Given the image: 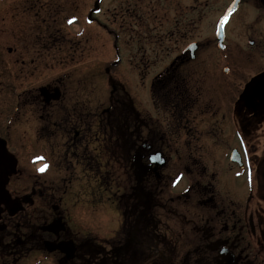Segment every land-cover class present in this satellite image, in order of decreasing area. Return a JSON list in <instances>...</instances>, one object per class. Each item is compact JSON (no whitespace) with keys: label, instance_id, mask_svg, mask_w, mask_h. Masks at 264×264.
<instances>
[{"label":"flooded vegetation","instance_id":"obj_1","mask_svg":"<svg viewBox=\"0 0 264 264\" xmlns=\"http://www.w3.org/2000/svg\"><path fill=\"white\" fill-rule=\"evenodd\" d=\"M192 1L184 8L182 0H148L143 10L129 0L114 8L120 62L121 50L129 49L143 84L148 70L161 68L147 101L123 88L129 104L118 110L124 92L115 82L116 104L89 123L88 112L63 104V93L53 97L60 80L48 84L52 100L34 97L45 109L34 117L32 136L23 128L18 141L9 131L4 137L1 102L0 264H264V205L250 204L229 154L234 147L241 158L244 148L257 150L247 137L263 130L264 68L252 61L258 72L243 75L242 65L227 61L216 74V61L199 63L200 43L193 58L190 45L198 41L183 46L196 31L200 3ZM243 2L264 19V0ZM134 29L131 44L122 36ZM253 39L242 50L260 60L264 39ZM210 64L209 79L202 70ZM234 127L237 135L225 133ZM169 135L177 136L176 150ZM4 139L14 168L4 159ZM138 149L149 167L141 175ZM157 153L165 163L153 161ZM224 250L234 254L233 263L223 260Z\"/></svg>","mask_w":264,"mask_h":264},{"label":"rangeland","instance_id":"obj_2","mask_svg":"<svg viewBox=\"0 0 264 264\" xmlns=\"http://www.w3.org/2000/svg\"><path fill=\"white\" fill-rule=\"evenodd\" d=\"M119 1L126 3L129 0H103L101 6L103 11L95 18L96 22L91 23L87 20V16L95 0H0V94L4 89V95H0V104L4 101V137H6V131H9L13 140L18 141L19 137L15 136L20 132L21 137L24 138L21 131L23 128L26 131L29 129L28 135L32 136L34 117H38V114L45 109V105L41 101H34V97L40 94L41 87L58 84L60 80L63 82L61 87L59 86L63 93V104L69 108L70 105H74L72 108L76 105L83 109V112H88L89 123L94 121L91 118L92 115L101 113L103 109L113 105L115 103L112 100L113 97L116 94L120 95L121 92L114 91L113 82L115 81H111L112 79L120 83L121 91L124 92V88L127 95L133 91L137 94V100L145 102L149 99L148 85L145 88L142 86L140 93L136 92L142 85L140 84L142 81L140 82V70L135 66V59L128 54L129 47L128 50H121L123 61L114 65L117 52L113 48L115 38L112 32L115 28H119V22L115 24L116 20L113 16L114 8ZM130 1L132 4H137V8L142 7L144 10L148 0ZM182 1L184 8L193 3L192 0ZM231 1L198 0L200 7L196 16V31L192 32L193 36L190 35V38L184 41L183 46L190 40H197L202 46L199 63L206 62L205 66H208V63L216 61V74L228 61L236 66L242 65L243 75H254L258 72L256 66L264 68V58L261 56L260 60L251 59L242 50L243 47L249 46V41L254 40L253 37H256L258 41L264 39V32L260 31L263 30V26L258 25L257 22L254 23L257 15L252 5L246 6L244 3V6L234 15L228 28V48L222 51L218 46L217 23ZM134 15L135 13L131 18L133 20ZM136 29L132 32L128 31L122 38L132 44L133 38L129 39V36L135 35ZM120 32L122 35L123 32L121 30ZM258 32L260 36H257ZM262 43L264 47V40ZM129 45L128 43L126 46ZM38 51L41 58L37 55ZM252 61L256 66L251 65ZM210 66V70H206L207 68L202 70V76L204 72L205 78L209 79L213 68L212 64ZM188 69L193 67L190 65L181 71L185 73ZM153 73L152 70L146 73V82ZM145 89H147L146 92ZM124 95H126L125 92ZM120 107L125 106L123 103L115 106L118 110ZM261 126L263 130H259L258 133L252 131L247 137L251 145L257 144L255 147L257 150L255 149L253 154L250 149H247L248 156H256L260 161L253 164L254 167L251 160L248 161V167L244 170H238L235 166L230 167L227 161V165L234 171V176L239 174L238 178H241V175L245 178L247 193L253 188L251 205L256 202L258 205L259 203L264 205V199L258 196L260 191L256 184V167L264 161V124ZM6 127L9 129L6 130ZM230 130L235 132L236 128H230L225 133L229 135L231 132L234 133ZM169 140L174 142L172 145L176 150L177 136L172 138L169 135ZM234 145L237 146L235 141L231 146ZM222 152L218 149L217 153ZM217 161L219 164L220 160L217 159ZM250 166L254 168V171L249 178L246 171ZM176 169L175 166L174 170ZM238 182H241V179ZM239 187L237 186L234 190L240 189Z\"/></svg>","mask_w":264,"mask_h":264},{"label":"water","instance_id":"obj_3","mask_svg":"<svg viewBox=\"0 0 264 264\" xmlns=\"http://www.w3.org/2000/svg\"><path fill=\"white\" fill-rule=\"evenodd\" d=\"M97 6H98V4H99V0L97 1ZM237 4V3H236ZM235 7H236V5H235ZM235 7L234 8H232L231 10H230V12L228 13V15H227V17H225V19L223 20V22L221 23V25H220V38L222 39L223 38V28H224V24L227 22V20H228V18H229V16L234 12V10H235ZM4 154H5V152H4ZM4 156H6V155H4Z\"/></svg>","mask_w":264,"mask_h":264},{"label":"snow or ice","instance_id":"obj_4","mask_svg":"<svg viewBox=\"0 0 264 264\" xmlns=\"http://www.w3.org/2000/svg\"><path fill=\"white\" fill-rule=\"evenodd\" d=\"M41 171H43V169H41Z\"/></svg>","mask_w":264,"mask_h":264}]
</instances>
